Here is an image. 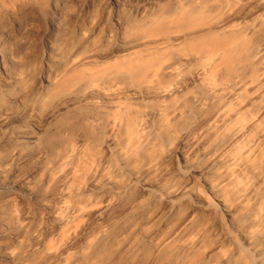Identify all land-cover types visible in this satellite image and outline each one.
I'll use <instances>...</instances> for the list:
<instances>
[{"label":"bare ground","instance_id":"bare-ground-1","mask_svg":"<svg viewBox=\"0 0 264 264\" xmlns=\"http://www.w3.org/2000/svg\"><path fill=\"white\" fill-rule=\"evenodd\" d=\"M134 1L0 0V264H264V0Z\"/></svg>","mask_w":264,"mask_h":264},{"label":"rangeland","instance_id":"rangeland-1","mask_svg":"<svg viewBox=\"0 0 264 264\" xmlns=\"http://www.w3.org/2000/svg\"><path fill=\"white\" fill-rule=\"evenodd\" d=\"M141 2L142 0H135L133 3L140 4ZM111 8L112 0H64L63 6L58 8V11L47 4V10L54 16L64 19V23L70 29L77 26L88 28L87 24L91 16H95L96 20L101 21L105 12ZM6 27L9 32V39L14 43L15 52L23 51L25 47H29L35 59L39 60L47 51L46 40L51 35L48 17H36L35 20H31L25 15L16 14L7 20ZM167 163L172 167L181 168L178 156L172 157ZM30 167L29 164L25 163L23 170H29ZM192 182L202 190L197 174L192 175ZM218 217L225 222L223 215L219 214Z\"/></svg>","mask_w":264,"mask_h":264}]
</instances>
